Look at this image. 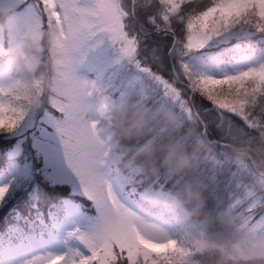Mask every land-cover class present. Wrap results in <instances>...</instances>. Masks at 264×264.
<instances>
[{
  "label": "snow or ice",
  "instance_id": "1",
  "mask_svg": "<svg viewBox=\"0 0 264 264\" xmlns=\"http://www.w3.org/2000/svg\"><path fill=\"white\" fill-rule=\"evenodd\" d=\"M0 7L12 13L0 29V165L26 162L46 201L67 197L69 212L73 202L91 201L97 213L88 231L68 233L78 247L23 264H198L207 252L226 264L264 259V157L252 148L233 155L246 139L264 146V0H202L196 9L191 0H0ZM153 32L171 36L170 72L162 46L146 42ZM108 49L116 53L110 62ZM202 49L213 59L196 66L192 56ZM253 49L261 58L245 63ZM66 84L72 99L60 92ZM92 89L110 90L115 101L106 107L146 110L153 134L129 141L133 155L85 119ZM163 111L174 121L154 124ZM161 137L198 162L177 182L201 191L221 221L215 233L168 199L170 183L141 190L137 157ZM208 158L211 165L201 162ZM112 171L116 184L105 180ZM14 180L0 184L4 232L32 227L7 205ZM146 197L171 213L144 210ZM225 214L233 226L223 224Z\"/></svg>",
  "mask_w": 264,
  "mask_h": 264
},
{
  "label": "clouds",
  "instance_id": "2",
  "mask_svg": "<svg viewBox=\"0 0 264 264\" xmlns=\"http://www.w3.org/2000/svg\"><path fill=\"white\" fill-rule=\"evenodd\" d=\"M201 3L202 0H191L193 9H196ZM11 16L12 13L7 8L0 7V29L5 28ZM37 75H39V71ZM45 87H49V85H45ZM72 87L71 84L62 86L60 89L61 94L67 99H72L74 96ZM88 102L92 107L85 114V119L97 121V127L102 131H111L112 139L121 145L119 151L126 158L136 152V148L129 141L138 143L153 134V126L143 123L147 115L143 107L127 105H107L106 107L102 94L95 89L91 90ZM174 119L172 112L163 111L159 114L157 121H154V124L159 122L171 124ZM254 145L255 141L246 139L242 145H237L233 155L240 148L245 151L252 148L257 155L264 157V146L256 148ZM201 162L208 165L212 164L210 158ZM137 163L143 168L141 190L148 187L155 188L161 181L170 183L172 187L167 189L170 193L168 199L173 204L185 208L190 213L192 221H205L209 226L210 232L215 233L216 225H219L221 221L220 219L214 220L205 208L201 191L197 187L190 188L187 181L184 183L177 182V178L184 176L185 173L195 171L198 164L195 158L186 154L183 148L171 145L166 137H161L160 141L150 151L138 155ZM113 168H115V165H113ZM120 173L127 175L126 170L122 166ZM117 179L118 174L115 171L105 177V180L112 184H116ZM127 186L131 187L132 185L129 183ZM259 190L264 192V186H261ZM141 204L143 209L148 212H156L165 216L171 213L168 205L163 203L158 205L151 198H144ZM222 221L226 226L231 227L234 225L231 214H225ZM198 264H226V262L217 253L207 252L200 257ZM228 264H231V262H228ZM253 264H264V259L255 261Z\"/></svg>",
  "mask_w": 264,
  "mask_h": 264
},
{
  "label": "rangeland",
  "instance_id": "3",
  "mask_svg": "<svg viewBox=\"0 0 264 264\" xmlns=\"http://www.w3.org/2000/svg\"><path fill=\"white\" fill-rule=\"evenodd\" d=\"M138 12L141 13V11L138 10L137 15H139ZM136 22V20H133V25H135ZM146 42L149 44H151L152 42L160 44L162 46L163 53L167 54L168 47L171 43V36H165L162 33L153 32ZM206 52L207 49H202L201 53L194 54L192 56L193 64L196 66H200L201 62L204 60H208L209 62H211L213 57L210 54L204 55V53ZM115 55L116 53L113 50L108 49L106 62H110ZM166 58L168 60L167 55ZM260 58V50L253 49L245 58V63H253ZM168 63L172 68V63ZM106 92V99L104 101L107 103L114 102L115 97L111 94L110 90ZM104 96L105 93L102 94L103 99ZM13 177H15V180L13 181V187L9 192V197L12 196V200L10 201V204H7L9 208H12L14 210L13 215H16L18 213L20 218L26 219L28 222L34 221L37 218H41L42 213L40 212L44 211V206L45 208L50 209L51 206L54 205V202L56 200L46 201L43 194L33 186L29 165L26 162L18 163L13 161L7 162L5 165H0V184L8 183L12 180ZM66 185L67 184H57L56 187H65ZM69 187L71 188L70 185ZM96 214L97 213L95 211L92 217L85 219L87 218L86 215L84 213H81L80 209L74 206L71 212L68 211V216L63 220L67 223L63 228H61V233L57 234L48 232L52 235L44 233L45 237L53 236L55 242L58 241L60 243L50 244L46 241L47 243L42 248H34L30 245L27 246L26 244H24V241L13 245L8 244L0 250V264H23L24 261L37 254L63 253L68 251L70 248L78 247V241L70 238L68 233L75 228H79L81 231H88L95 219ZM39 236L45 239L42 233H40Z\"/></svg>",
  "mask_w": 264,
  "mask_h": 264
},
{
  "label": "trees",
  "instance_id": "4",
  "mask_svg": "<svg viewBox=\"0 0 264 264\" xmlns=\"http://www.w3.org/2000/svg\"><path fill=\"white\" fill-rule=\"evenodd\" d=\"M139 13V12H138ZM143 14L144 13H139V15H137V18L138 19H144V17H143ZM151 45V44H150ZM164 59H165V63H164V71H166V72H170L171 71V66L169 65V61L167 60V58H166V54H165V57H164ZM15 188V187H14ZM65 188H68V190H69V192L71 193L72 192V188H70L69 186H65ZM10 196V194H8V196H7V198H6V200H7V204L9 203H11L10 201L12 200V196L11 197H9ZM62 199H64V197H60L59 198V200H56L55 202H54V205L53 206H51V208L50 209H48V208H45V206H44V211L43 212H45V211H48V210H56L58 207H59V204H60V202H61V200ZM20 206V205H19ZM0 211H2V209H0ZM11 231H13V229H10L9 231H7V232H4V231H0V243H2V240H4V238L5 237H7L8 236V234L7 233H9V232H11ZM8 237H12V235H10V236H8Z\"/></svg>",
  "mask_w": 264,
  "mask_h": 264
}]
</instances>
